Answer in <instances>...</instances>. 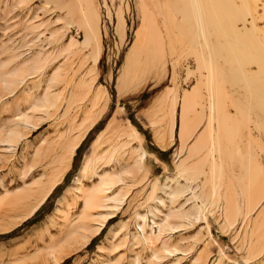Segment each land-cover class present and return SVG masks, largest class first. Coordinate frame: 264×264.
<instances>
[{
  "label": "rangeland",
  "instance_id": "1",
  "mask_svg": "<svg viewBox=\"0 0 264 264\" xmlns=\"http://www.w3.org/2000/svg\"><path fill=\"white\" fill-rule=\"evenodd\" d=\"M21 1L22 0H0V63L12 61L8 65V69L21 66L22 63L25 64L23 61H27V59L28 61L26 63H28L29 60L32 61L37 56L38 52L42 51V53H50V51L52 52L56 48L65 46L72 37L80 42L84 40L83 30L79 29L76 25L65 28V22L60 20L59 23L57 22V24L54 26L52 25L51 27L47 20L50 18L55 20L59 14L64 16V12L61 13L60 11H57L56 13L51 14V3L46 2H49L50 0H24V2H26L25 4L23 1L21 3ZM234 1L236 7L230 14V17L233 18L236 15L239 27H243L241 20L250 16L248 11L251 13L255 12L254 14L257 16L256 28L252 29L251 23L248 22V31H244L245 36L239 44L241 45V49L245 46L243 50L245 53L244 58L250 57L253 59V62L250 63L245 58V63L246 61L247 63L244 65V71L250 74L252 71L257 70L259 66L256 64L257 62L261 63V65L264 63V0ZM93 3L100 14V31L103 46L102 55L96 66L93 67L92 58L89 55L91 51L90 47L82 46L83 49L78 55L75 53L67 54L64 52V57L62 55L55 61L47 62L43 68H41V71L38 70L39 73L33 74L35 76H29L26 82L19 85L21 87L13 92V95L9 93L8 96L6 94V96L1 99L0 129H6L12 123L11 120L14 119L17 111L26 112L28 108V106H26L28 104L27 102L32 103L36 95L38 97L43 95L46 88H48L50 76L57 70L58 66L64 61H66L67 65H70L68 66L70 67L68 69V74L69 78L73 79L72 87H70V85L66 88V91L63 94L64 98L61 101L60 110H57L58 112L53 110V115L51 117H45L42 122L35 127L30 125V129L28 128L25 132L26 135L24 138L17 143L18 145L8 146L9 151L6 153V157L0 158V197L4 196L6 191H8V193H13L16 192L18 188L22 189L25 186H28V184L37 186L36 184H38L39 180L42 181L43 184L47 183V174L51 173V167L48 166V161L52 160V149L56 147V144L58 143L57 136H59V133L64 132L63 140L65 142L77 138L78 134L81 133L80 125L86 112L98 113V111L103 108H105V112L101 120L88 133L82 146L77 150L73 157L71 168L67 172L62 183L53 190V193L49 196L44 205L32 214V216L28 217L27 215L26 218L22 216V212H12L5 217H0V264L45 263L47 258H36V254L39 251H43L45 254L48 250L47 247L51 245L52 242H58L64 237V235L60 234L63 228L71 225L75 220V216L83 212L82 208L85 205L84 196L86 192L98 182L97 176L94 175L91 177L90 170L86 175H80V181L76 182L75 177L78 175L83 163L87 158L93 159L94 162L96 156L104 157L105 153L107 151L109 152V148L114 149L116 144L119 145L120 152H122L121 159L117 157V159L111 163H107L108 165L105 162L106 160H99L95 165L98 168V172L120 171L121 166L126 163L132 164L134 162L133 159L136 160L138 156H136L137 153L135 151L140 150L137 147H141L148 154L146 159V168L149 170L148 175L145 176V174L141 172L140 174H137L138 176L135 173V176L133 177H126L127 184L125 186H127V188L125 189V192L128 193L126 194L125 202L121 205L119 209L120 211L117 215L108 220L105 228L102 230L103 232L95 236L89 245L70 255L60 264H150L151 261L153 264H204L206 258L207 263L205 264H242L244 261L246 262V260L247 264H264V248L262 253H257L252 258L248 256L247 239L249 236L245 239L246 237L244 234L246 230L245 228H247L245 224L248 223H244L240 217L237 222L230 227L224 221L221 207H226V200H231L233 202V205L230 206L231 209L237 211L238 209H243L244 211V209L247 208L245 202L248 199L246 195H241V188L237 187L236 184H232L230 181L232 174L227 170L226 165L224 178L222 182L217 185L220 187L221 191L219 205H211L208 203L215 199L214 196L207 197L206 203L204 204L201 203V200L197 202L198 205L203 206L205 209L208 220L206 217L205 220L204 218L202 219L204 221L201 220L197 223L193 221L191 223L194 225L193 227H190L192 225L189 224V222L187 225L188 227L183 229V231L180 230L175 233L168 232L165 234H163L164 232H160V235H158V226L156 225L158 221L160 222L161 219L164 218L163 214L172 207L169 191L166 193L163 189L164 184L168 183L172 185V187L186 184V179H184V177L181 178L178 172V165L186 157L184 153L181 155L178 154L179 145H181L179 139L180 119L178 114L180 107L177 108L176 112V127L172 141L173 143L170 142L168 146L167 143L170 139L167 138L170 128L169 109L175 93H178L177 98L179 100L180 96L186 89L189 90L194 84H196L198 74L196 58L194 52L188 51L186 45H182V42L177 41V37L175 36L178 32H175V34H173L174 32L172 34L171 32H167L169 31V28L164 24L165 18L155 13L156 8L150 0H93ZM143 4L146 5L151 13H153V21L156 28L161 32V49L164 53V59L162 60L165 61L167 65L165 67L162 64L163 61H160L159 63L155 62L156 65L148 70L149 72L143 79H137V83L136 80L127 83L128 87L126 88L123 84L122 86L121 84H118V78L122 73L130 48L136 40V32L140 26H142ZM245 6L247 7L246 9ZM247 9L248 11L246 12ZM237 13H239V15H237ZM120 16L123 18H119ZM177 18L181 19L182 14H178ZM119 20H122L124 24ZM118 21L120 23H118ZM220 21L221 24L224 22L223 20ZM178 22L181 23V21ZM53 28H60L62 33H65L62 41H50V33ZM61 28L64 29L62 30ZM210 35L212 36H210V39L213 50L216 49L215 52L219 53L217 54L218 56L216 55L213 57V59H215L213 62H220L222 64L224 63V59H226V52L223 59L221 57L222 48L225 44L222 40L224 41L226 39L224 35H221L220 31H215L213 21L211 22ZM220 37H223L222 40ZM171 46L175 49L173 55L171 54ZM6 48L9 49V51H5ZM246 49H248L247 52ZM14 51L15 53H13ZM57 51L59 50L57 49ZM9 52H11V54ZM14 55L18 57L15 60L12 58ZM19 56H21V61ZM65 56H70L69 59H67L70 60L71 58V62H69ZM10 58L13 60H8ZM81 60L85 64L81 63ZM88 69L93 71H89ZM163 69H165V71ZM173 70H175V76H173ZM249 70L252 71L250 72ZM164 73L165 77L157 82L155 74L162 76ZM80 79H87L88 83L92 81L91 86H93V88L91 93L87 96H83L88 92V88L84 91L81 90L84 92L82 98H80L81 100H78L77 103L75 102L68 116L64 118L69 119L62 121L59 118L58 121L61 111L67 106L68 96L74 87V83L77 84ZM55 88L57 90L62 89L63 85L59 84L58 86L53 87V89ZM97 89H101L103 95L97 105L93 107L91 102L92 94L95 91L97 92ZM169 91L172 92L165 101L166 104L164 103L162 105L166 106H164L165 108L163 107L162 109L161 107L160 109L158 105L161 104V102L159 101L163 99L164 95ZM242 92H244V89H242ZM14 94L16 96H14ZM14 100L15 105H17L16 103L18 100L21 102V104L18 102L20 107L17 110L16 108H18L19 105L17 107L14 106ZM24 101L27 104H25ZM114 115L120 128H125L128 123H131L139 131L143 138L141 143L134 140L129 144L128 137L120 135L119 133L118 135H115V139L113 138L112 142L104 143L101 146H93V142L107 127V124ZM191 116L193 117V114ZM72 117L75 119L71 121L70 119ZM45 119L47 120L45 121ZM7 122H10V124ZM59 122L63 123H60V125ZM249 126L254 125L250 122ZM204 127L205 123L200 126L199 131ZM253 134H255V132ZM254 137L257 138V141L254 144L251 143L250 148V151L252 152L250 159L251 163L254 164L252 168L259 165L264 169V131L262 132V138H259L258 135H254ZM108 138L109 136L101 140L99 143L106 141ZM245 138H243V140L248 142ZM160 139L166 140L163 143ZM161 144L167 145V147H165L166 149L163 148V151L160 149ZM122 145L127 146L123 147V149L121 148ZM0 147L3 148L2 146ZM10 147L13 148L10 149ZM49 147H51L52 151ZM47 149L50 150V153ZM131 150L133 152H131ZM37 152L39 154L38 156H36ZM46 152L47 154L49 153L48 158L44 157ZM94 152L95 156H93ZM131 153H135V155ZM193 161L194 160L190 161V163ZM30 165L33 167L31 168ZM239 165L241 167L240 162L235 165V173H240ZM143 175L145 176L143 183L140 185H137V183L135 184L134 182L141 180L144 177ZM156 181L158 187L150 198L153 183ZM201 182L202 179L200 178L187 183L192 186V193L195 191L196 193H203L208 189H212V187L205 188L203 191L198 188L196 189L197 185H201ZM78 185L81 186L82 190L74 189V186ZM121 187L122 185H118L114 188L113 192H116ZM63 196H65L64 202L60 205L61 210L57 212L55 209L58 207L59 199L61 200ZM188 196L189 195L180 197L175 204L179 205L183 203ZM161 199H163V203L160 201ZM190 206L191 204L188 205L187 208ZM217 207L218 209L221 208L220 211L218 210L213 214L212 212L209 214L210 210ZM260 210L261 208H258L252 214V217L255 218ZM154 212L156 213L154 214ZM66 215H69V217H66ZM139 215H146L147 219L145 220L146 225L144 229H140L139 225H142V223L144 224V221L139 218ZM6 225L9 227L7 226V228H5ZM111 227H116L119 231L116 232V234H110L109 230ZM205 227L210 230L207 231V228ZM121 228L123 231L120 230ZM143 232H145V236ZM151 233L153 239L148 240L147 237ZM134 234L136 236L139 234L137 239L142 237L140 241L138 240V243L137 239L135 241L136 236ZM208 235H211V237ZM244 239L246 243L244 242ZM252 240L254 241L253 245H257V238L254 237ZM207 243L208 246H205ZM163 245L169 246L170 249H176L178 253H171V255L170 253H163L164 258L162 257L159 261L157 260L154 262L151 260L153 259V250L156 248V250L161 251L163 250ZM220 249L225 253V257L222 258V261H219L220 256L218 251ZM138 255L142 258L139 257L140 260L138 259V262H134V258L136 259ZM48 264H53V262L50 261Z\"/></svg>",
  "mask_w": 264,
  "mask_h": 264
},
{
  "label": "bare ground",
  "instance_id": "2",
  "mask_svg": "<svg viewBox=\"0 0 264 264\" xmlns=\"http://www.w3.org/2000/svg\"><path fill=\"white\" fill-rule=\"evenodd\" d=\"M22 1L24 4L26 3L24 0ZM150 1L156 8L155 13L165 18L164 24L169 28V31H166L171 32V34L173 32V34L178 32L175 36L177 37V41L182 42V45H186L188 47V51L194 52L198 70L196 84H194L191 89H186L180 96L179 100L177 98L178 93H175L170 104V128L169 135L167 137L170 139L167 145L169 146L170 142L173 141L176 127V112L177 108L180 107V110L178 109V114L180 119L179 139L181 141V145H179L180 147L178 154L181 155L184 153L186 157L178 165V172L181 178L184 177V179H186V184L176 185L175 187H172V185L168 183L164 184L163 189L166 193L169 191L172 207L168 209L165 214H163L164 218L161 219L160 222L158 221L156 225L158 226V235H160V232H164L163 234H165L168 232L175 233L180 230L183 231V229L188 227L187 225L189 222V224H191L193 221L197 223L203 218L204 220L206 219L207 213L205 212V209L203 206L198 205L197 202L201 200V203L204 204L206 203L207 197L214 196L215 199L209 201L208 203L211 205H219L221 191L220 187L217 185H219L224 178L226 165L227 170L232 174L230 181L232 184H236L237 187H240L242 190L241 195H246L248 199L245 202L247 208H245L244 211L243 209H238V211L231 209L230 206L233 205V202L231 200H226V207H221V211L223 212L222 215L224 216L225 223L230 227H232L240 217L244 223H248L245 224L247 228H245L246 230L244 234L246 237L245 239H247V236H249L247 239L248 256L252 258L257 253H262L264 248V169L259 165L252 168L254 164L251 163L250 159L252 155V152L250 151L251 143L254 144L257 141V138H255L254 135H258L259 138H262V132L264 131V63L261 65V63L257 62L256 64L259 65L257 70H251L252 72L249 70L251 73H246L244 71V65L247 63V61L250 63L253 62V59L250 57H245L247 59L245 63V53L243 52L245 46L243 45L244 48L242 47L241 49V45L239 44L245 36L244 31H248V22L251 23L252 29L256 28L257 16L254 14L255 12L251 13L247 9L246 12L248 11L250 16L248 18L246 17L242 19L243 21L241 20L243 25L241 28L238 25V18L236 19V15L233 18L230 17V14L235 10L234 8L236 7L234 0ZM46 2L51 3V10L49 8L51 14H54L57 11H60L61 13L64 12V16L59 14L55 20L51 18L47 20L51 27L52 25L54 26L57 24V22L59 23L60 20L65 22V28L76 25L79 27V29L83 30L84 40L80 42L72 37L65 46L56 48L54 51H50V53H42V51L38 52L37 56L32 61L29 60V62L26 63L28 61L27 59V61H23L25 64L21 62V66H14L15 68L12 69H8V65L12 62L11 60L18 58L15 55L12 57L13 59H8L11 62L0 63V102H2L1 99H3L6 94L8 96L9 93L12 94L19 87H21L19 85H21L23 82H26L29 76L39 73V71L42 70L41 68H43L47 62L55 61L62 55L64 57V52L67 54L75 53L78 55V53L83 49L82 46L90 47L91 51L89 55L92 58L93 67L96 66L102 55L103 46L101 40L102 35L100 31V14L97 10V7L93 3V0H50L49 2ZM142 8V26H140L136 32V40L130 48L122 73L118 78V84H121V86L123 84V86H126V88L128 87L127 83L134 82L135 80L137 83V79H143L149 72L148 70L152 69L156 65L155 62L159 63L160 61H163L162 59H164V53L161 49V32L156 28V25L153 21V13L147 9L145 4L142 5ZM246 8L247 7L245 6V9ZM178 14H182L181 19L177 18ZM237 15H239V13H237ZM119 18L123 17L120 16ZM122 20L119 21L124 24ZM220 20H223L224 22L221 24ZM119 21L118 23H120ZM178 21H181V23ZM212 21L215 31H220L221 35H224L226 39L223 41V37H220L222 42L225 43L222 48V59L226 52V59H224V63H222L223 65L220 62H213L215 60L213 57L219 53L215 52L216 49L213 50V46L211 45L210 28ZM64 36L65 33L63 34L60 28H53L50 33V41H62ZM57 49L59 51H57ZM248 49H246V52ZM7 50L9 51V49L6 48L5 51ZM174 52L175 49H173V46H171V54L173 55ZM9 53L11 54V52ZM13 53H15V51ZM20 57L21 56H19V58ZM69 57H66V59H69ZM68 61L71 62V58ZM81 63L84 62L81 60ZM162 64L165 67L167 65L165 61H163ZM68 66L70 65H67L66 61L59 65L57 70L54 71L50 76L48 88H46L43 95L39 97L36 95L37 98L35 96L36 99L34 98V101L32 100L33 98L31 99L33 101L32 103L27 102V104L24 101L25 104H27L26 106H28L26 112L17 111L14 119L11 120L12 123L10 124V122H7L10 124V126L6 129H0V146L3 147H0V158L6 157V153L9 151L8 146H15L22 138H24L26 135L25 132L28 130L30 125L35 127L41 123L45 117H51L53 115V110H60L61 101L64 98L63 94L68 86L71 85L70 87H72L73 82V79L69 78L68 69L70 67ZM165 69L163 70L165 71ZM88 70L90 71L91 69ZM155 75L157 77V82L161 81L162 78L165 77V73L162 76L157 74ZM173 76H175V70H173ZM91 82L88 83L87 79H80L77 84L74 83V87L70 91L71 93L69 92L70 94L68 96L69 98L67 100V106L61 111L60 116H57L58 121L59 118L62 121L69 119L64 118L68 116L75 102L77 103L78 100H81L80 98H82L84 93L82 91L88 88V92H86V94L83 96H87L89 93H91L93 88V86H91ZM59 84L63 85L62 89H53V87L58 86ZM242 89H244V92H242ZM95 92H93L91 99L93 107L97 105L103 95L101 89H99L96 93ZM171 92L172 91H169L166 95H164L163 99L159 101L161 102V104L158 105L160 109L161 107L163 109V107L166 106L162 105L165 103ZM14 96L16 95L14 94ZM18 102L20 101L18 100ZM18 102L16 103L17 105H15L14 100L13 105L17 107L19 105ZM19 107L20 105L18 108H16V110L19 109ZM104 112L105 108L99 110L98 113L86 112L80 125L81 133L78 134L77 138L65 142L63 140L64 132L59 133V136H57L58 143L56 144V147L52 149L53 151L51 150V147H49V149L53 152V155L51 154L52 160L48 161L46 159L48 161V166L51 167V173L47 174V183L43 184V182L39 180L38 184H36L37 186L28 184V186H25L22 189L18 188V190L13 193H8V191H6V194L0 197V217H5L12 212H22V216L26 218L27 215L28 217L32 216V214H34L44 205L46 200L53 193V190L56 189L60 183H62L64 177L71 168V163L77 150L82 146V143L85 141L86 136L91 131V129L101 120ZM192 114L193 117L191 116ZM74 117H72L70 120H74ZM46 120L47 119H45V121ZM250 122L254 126H249ZM60 123L63 122H59V124ZM203 123H205V127L199 131V128ZM254 132L255 134H253ZM119 133L120 135L128 137L129 144L134 140L139 141L140 143L141 140H143L142 135L131 123H128L125 128H120L119 123L117 122V119L114 115L107 124V127L93 142V146H101L104 143L112 142L115 135H118ZM245 133L246 135L244 136ZM107 136H109V138L106 141L99 143ZM243 138L247 139L248 142H245ZM165 140L166 139H160V141H163V143ZM167 145L161 144L162 148L167 147ZM125 146L127 145H122L121 148ZM11 148L13 147H10V149ZM137 148L140 150L135 151L137 153L136 156H138L136 160L133 159L134 162L132 164H127L125 162L126 164L121 166L120 171L117 172L105 171L100 173L97 170V166H95L99 160H106V164H109L117 159V157H122V152H120V147L117 144L115 145L114 149L109 148L110 153L107 151L108 153L106 152L104 157L96 156L97 158H94L96 159L94 162L91 158H87L85 160L78 175L76 174V182L80 181V175H86L89 173V170L91 177L94 175L97 176L98 182L95 183L88 192H86L84 196L85 205L82 208L83 212L80 211L81 213L75 216V220L72 222V224L63 228L60 234L64 235V237H62L60 240L58 239V242H52L51 245L47 247L48 250L45 254L43 251H39L35 256L36 258L46 257L47 259L43 264H48L50 261L53 262V264H60L70 255L89 245L95 236L103 232L102 230L105 228L108 220L117 215V213L120 211L119 209L121 205L125 202L127 196L126 194L128 193L125 192V189L127 188V186H125L127 184L126 177L128 178L129 176L130 178V176H135V173L137 175L141 172L144 173L145 176L148 175L149 170L146 168V159L148 154L141 147ZM49 149H47L48 152L50 151ZM38 152L36 156L39 155ZM131 152L133 151L131 150ZM49 153L47 154L46 152L44 157L48 158ZM131 154L135 155V153ZM93 156H95V152L93 153ZM192 160L194 161L190 163ZM239 162L241 164V167L239 165L240 173H235V165ZM32 167L33 166H31V168ZM145 176L141 180H137L134 183H137V185L142 184ZM200 178L202 179L201 185H197L196 189L198 188L202 191L205 188L212 187V189H208L203 193H196V191L192 193V186L187 183L193 182ZM118 185H122V187L116 192H113L114 188ZM74 187L76 190H82L81 186L79 185ZM157 187L158 185L156 181L153 183L152 193L149 192L150 198L153 196V193ZM185 195L189 196L184 200L183 203L176 205L175 202L177 203L179 198ZM64 199L65 196H63L61 200L59 199L58 207L55 209L57 212L61 210L60 205L62 202H64ZM160 201L163 203V199ZM190 204L191 206L187 208V206ZM221 208L218 209L217 207L212 209L210 210L209 214L211 212L213 214L218 210L220 211ZM258 208H261V210L258 215L253 218L252 214ZM155 213L156 212H154V214ZM66 217H69V215H66ZM139 218L144 221V224L142 223V225H139L140 229H144L146 225L145 220L147 219L146 215H139ZM7 226L8 225H6L5 228H7ZM193 226L194 225L190 227ZM120 230L123 231L122 228ZM208 230L210 229L207 228V231ZM118 231L119 230H117L116 227H111L109 230L110 234H116ZM143 233L145 236V232ZM152 233L147 237L148 240L153 239ZM137 236L135 237V241ZM209 237H211V235ZM254 237L257 238V245H253L254 241L252 238ZM141 238L142 237H140V239ZM140 239H137V243L138 240L140 241ZM164 245L163 250L161 251L156 250V248L153 250V259L151 260L154 262L157 260L159 261V259L163 257V253H170V255L171 253L176 254V249H170L169 246ZM205 246H208V243ZM218 252L220 256L219 261H222V258L225 257V253L221 249ZM139 257L140 256L138 255L136 259L134 258V262H138V259L140 260V258H142ZM151 262L150 264H153ZM205 263H207V258L205 259ZM242 264H247V260Z\"/></svg>",
  "mask_w": 264,
  "mask_h": 264
},
{
  "label": "crops",
  "instance_id": "3",
  "mask_svg": "<svg viewBox=\"0 0 264 264\" xmlns=\"http://www.w3.org/2000/svg\"><path fill=\"white\" fill-rule=\"evenodd\" d=\"M160 149H162V151H163V148L160 146ZM153 169V168H152Z\"/></svg>",
  "mask_w": 264,
  "mask_h": 264
}]
</instances>
